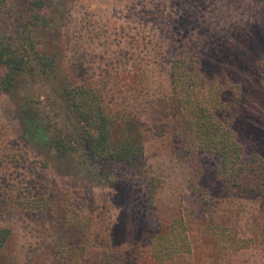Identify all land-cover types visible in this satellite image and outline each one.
Segmentation results:
<instances>
[{"label":"rangeland","instance_id":"374dc122","mask_svg":"<svg viewBox=\"0 0 264 264\" xmlns=\"http://www.w3.org/2000/svg\"><path fill=\"white\" fill-rule=\"evenodd\" d=\"M42 12L39 46L54 57L51 77L0 94V227L9 230L0 264H264V191L217 181L214 156L200 160L204 196L187 188L168 83L169 62L181 56L233 85L221 98L231 105L241 159H264V4L45 0ZM77 83L93 86L106 110L137 120L144 146L138 167L99 166L110 180L101 175L96 184L49 154L41 123L25 116L23 96L42 106L51 86ZM149 177L157 182L151 205ZM175 214L186 224L190 252L158 262L148 254L149 227ZM227 231L249 243L220 247Z\"/></svg>","mask_w":264,"mask_h":264},{"label":"trees","instance_id":"16d2710c","mask_svg":"<svg viewBox=\"0 0 264 264\" xmlns=\"http://www.w3.org/2000/svg\"><path fill=\"white\" fill-rule=\"evenodd\" d=\"M254 1L264 4V0ZM44 3L45 0H0V94L25 90L51 77L54 57L39 46L45 23ZM258 77L264 95V68L258 71ZM168 83L180 122L175 143L189 168L187 188L204 196L199 182L200 160L214 156L217 181L227 187L264 191V159L258 154H251L246 161L241 159L242 145L234 130L231 105L221 98L234 86L203 73L197 59L181 56L169 62ZM50 89L52 98L48 96L49 103L42 106L34 98L23 96L25 116L41 123L49 154L72 163L86 180L96 184H101L103 177L106 182L110 180L109 172L99 166L138 167L144 146L133 116L106 110L99 92L86 83L54 85ZM156 188L155 178L149 177L145 191L150 205ZM218 229L223 232L224 228ZM8 235V228L0 227V249ZM217 241L220 247L234 250L249 243L229 231L219 234ZM190 247L186 224L178 214L163 226L149 227L148 254L158 262L187 254Z\"/></svg>","mask_w":264,"mask_h":264}]
</instances>
